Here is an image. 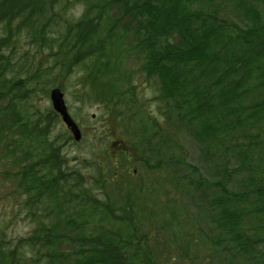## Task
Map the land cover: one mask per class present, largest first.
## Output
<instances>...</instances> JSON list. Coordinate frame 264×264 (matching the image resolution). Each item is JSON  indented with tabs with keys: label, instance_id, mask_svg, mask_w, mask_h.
<instances>
[{
	"label": "trees",
	"instance_id": "trees-1",
	"mask_svg": "<svg viewBox=\"0 0 264 264\" xmlns=\"http://www.w3.org/2000/svg\"><path fill=\"white\" fill-rule=\"evenodd\" d=\"M73 75L106 113L98 136L151 184L106 179L100 162L90 181L69 169V134L54 138L59 117L32 98ZM184 131L201 162L186 160ZM0 145L31 159L12 178L43 217L28 211L19 246L0 235V264H264V0H0Z\"/></svg>",
	"mask_w": 264,
	"mask_h": 264
},
{
	"label": "rangeland",
	"instance_id": "rangeland-1",
	"mask_svg": "<svg viewBox=\"0 0 264 264\" xmlns=\"http://www.w3.org/2000/svg\"><path fill=\"white\" fill-rule=\"evenodd\" d=\"M58 11L62 12L64 9L63 4H57ZM83 7L81 5H70L68 7L67 13L63 15L65 18L76 19L80 16ZM57 11V12H58ZM14 50L17 53L15 58L22 56L27 53L28 50H31V46L27 44V42H21L15 44ZM34 60L36 62L35 68L40 67L44 63L45 53H35L34 52ZM38 59V60H37ZM23 61V60H21ZM78 78L77 75H73L70 78L71 84L66 88L65 98L69 107V112L80 126L83 131L84 138L81 142L75 143L73 139L69 143L63 142V150L64 153L68 156V164L70 165V170H78L82 174H85V181H90L93 176L95 178H100V172L98 170V163H102V167L105 170V178L109 179L111 176H116L117 179L123 184L126 181L123 179L125 173H129V177L134 172H137L140 169L139 163H141L138 158L133 157L129 161L122 160V155L115 154L116 144L118 143L117 139H108L109 136L108 131H103L102 136H98V129L104 127L103 121L106 119L105 111L99 107L98 105L91 106L88 103H83L78 99ZM68 82L65 84V86ZM147 82L142 80L140 87L144 89L147 86ZM41 85L38 88V95L32 98V104L35 106V110L38 112V109L44 111H52V102L50 99V92L45 93L44 89L48 87H44ZM51 90V88H50ZM143 98L147 101L146 109L151 110L152 112L158 111V103L150 101L154 98L153 90L147 86L146 90L144 89ZM253 99V98H252ZM37 106V107H36ZM34 114V113H33ZM159 121L162 123V128L164 130L166 128L168 131L173 132L174 128H169L164 123L163 117H158ZM68 132L63 123L58 122L54 124V129L52 130L53 137L57 139V137L61 133ZM69 134V132H68ZM184 135L182 136L183 140L189 141L192 143V139H188L186 137V131H184ZM70 136V134H69ZM71 137V136H70ZM128 139H131L130 137ZM61 144V142H60ZM124 151L128 150L127 147H124ZM187 153L189 157L186 160L189 163H199L200 160V152L197 146L192 145L187 147ZM4 154H2V148L0 145V217L2 219V223L0 222V227H2V231L0 232L1 237L7 243L8 246H19V241L26 238L32 231V228L36 225L33 220L27 219V213L34 211L36 216L34 218L43 220L41 216L40 210L30 209L28 196L26 194H21L18 189L15 190V183L13 181V174H16L18 171H24L21 168H28L31 165V159L29 160L28 156L25 155V159L21 157V154H18V158H21L20 161L15 159L11 160L10 158L4 159ZM138 173H135L137 175ZM171 174H163L165 188L168 192L179 193L180 191L173 189L170 183ZM128 177V178H129ZM89 178V179H88ZM126 180H129V179ZM124 180V181H123ZM138 180L145 181V183L151 184L144 179L140 174L135 178L134 181ZM166 181L168 183H166ZM126 187L128 183H125ZM124 184V186H125ZM152 190H155V186L152 185ZM110 194H113V187L109 189ZM113 192V193H112ZM145 195V194H143ZM174 193H170V198H172ZM165 196H163L164 198ZM45 205V202H44ZM43 207H40L42 209ZM39 214V215H37ZM144 234V232H141ZM205 256V255H204ZM188 264H190L188 262Z\"/></svg>",
	"mask_w": 264,
	"mask_h": 264
},
{
	"label": "water",
	"instance_id": "water-1",
	"mask_svg": "<svg viewBox=\"0 0 264 264\" xmlns=\"http://www.w3.org/2000/svg\"><path fill=\"white\" fill-rule=\"evenodd\" d=\"M51 101L53 108L59 113L63 123L67 126L69 131L72 133L76 141H80L82 138L81 131L77 124L73 121L68 113V109L65 103L64 94L59 89H54L51 92Z\"/></svg>",
	"mask_w": 264,
	"mask_h": 264
}]
</instances>
